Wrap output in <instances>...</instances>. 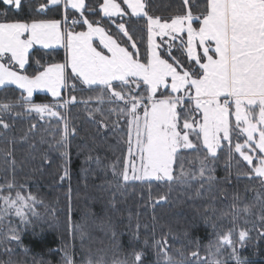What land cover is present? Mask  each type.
<instances>
[{"label":"snow or ice","instance_id":"6c2138e0","mask_svg":"<svg viewBox=\"0 0 264 264\" xmlns=\"http://www.w3.org/2000/svg\"><path fill=\"white\" fill-rule=\"evenodd\" d=\"M26 4L30 11L22 15ZM0 5L7 9L0 12V93L19 91L14 101L0 102V131L6 134L25 115L62 122L54 145L63 149L61 182L70 181V138L77 134L61 110L95 101L90 121L105 136L112 133L121 152L112 165L118 191L134 183L151 188L191 181L203 189L216 180L221 161L227 179L235 166L237 180H259L264 187V0H178L169 15L156 14L152 0H0ZM57 48L65 52L63 62L46 61ZM84 90L95 96L78 101L76 92ZM37 92L50 94L51 102H35ZM37 127L31 124L29 132ZM12 173L11 180L0 182V231L19 246L42 201L16 182L14 167ZM167 199L161 195L154 203ZM260 203L264 209V198ZM67 208V227L73 238L83 239L84 225L75 220L70 202ZM242 211L252 214L247 205ZM223 216L227 223L210 225L213 238L203 255L197 243L189 257L176 260L173 241L164 234L150 246L154 264H245L240 249L256 225L240 226L239 211ZM259 226L264 236V210ZM133 239L139 241V231ZM144 245L113 264H150L148 241ZM68 247L63 264H76Z\"/></svg>","mask_w":264,"mask_h":264},{"label":"trees","instance_id":"16d2710c","mask_svg":"<svg viewBox=\"0 0 264 264\" xmlns=\"http://www.w3.org/2000/svg\"><path fill=\"white\" fill-rule=\"evenodd\" d=\"M152 2L158 15L171 14L178 4V0ZM30 7L26 4L22 15H27ZM6 10V6L0 5V12ZM64 55V50L57 48L45 59L63 62ZM18 96L19 91L7 97L0 93V102L5 99L11 102ZM76 96L78 101H85L95 93L77 91ZM34 100L49 103L52 98L48 93L37 92ZM92 105H96L95 101L77 103L61 110L69 126L77 129V134L70 138V181L59 179L65 166L60 156L63 149L57 151L54 147L62 131V122L58 123L55 118L40 121L35 114L25 115L17 119L6 134L0 131V182L13 178L14 167L16 182L26 184L42 201L37 205L40 215L34 225L21 233L22 244L10 243L0 233V264H63L65 246L69 245L70 253L71 244L76 264H88L87 260L94 258L103 260V264H113L125 259L133 248H144L145 240L149 244L150 264H154V249L150 246L154 239L159 240L164 234L173 241L171 254L176 260H182L196 250L197 243L201 245L203 255L204 246L213 238L210 225L227 223L228 218L223 214L234 211L240 212V226L253 229V224L256 225L251 231L252 239L240 249L242 259L245 264H264V236L259 234V217L264 210L260 199L264 198V187L259 180L246 177L237 180L235 166L231 169V179H227L229 173L221 161L214 173L216 180L206 183L203 189L199 182L191 181L189 185L171 186L153 183L151 188L134 183L118 191L112 165L121 157V152L116 137L112 133L105 136L103 130L98 132L97 125L90 121L88 110ZM33 123L38 127L29 132ZM45 157L52 161L50 166ZM97 159L99 164L95 162ZM196 167L198 165H194ZM161 195L168 197L167 202L155 204ZM69 202L75 220L84 225L83 239L78 234L72 239L67 227ZM245 205L251 208L252 214L242 211ZM137 231L138 242L133 239Z\"/></svg>","mask_w":264,"mask_h":264},{"label":"rangeland","instance_id":"374dc122","mask_svg":"<svg viewBox=\"0 0 264 264\" xmlns=\"http://www.w3.org/2000/svg\"><path fill=\"white\" fill-rule=\"evenodd\" d=\"M65 53V52H64ZM64 57H65V55H64ZM35 94V93H34ZM66 94V93H65ZM94 107H96V105H92V106H90V108L92 109V108H94ZM119 167V166H118ZM118 170H119V168H118ZM36 211L38 212V209H37V206H36ZM21 227H23V226H21ZM0 233H2L1 231H0ZM72 239H73V235H72ZM71 251H72V255H73V244H71ZM71 251H70V254H71ZM88 255V254H87ZM74 256V255H73ZM89 258H91V256L89 255ZM93 261H97V260H95V258L93 259ZM87 262H88V260H87Z\"/></svg>","mask_w":264,"mask_h":264}]
</instances>
